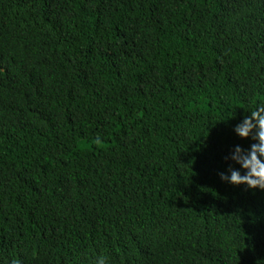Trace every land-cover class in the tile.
<instances>
[{"label": "trees", "instance_id": "16d2710c", "mask_svg": "<svg viewBox=\"0 0 264 264\" xmlns=\"http://www.w3.org/2000/svg\"><path fill=\"white\" fill-rule=\"evenodd\" d=\"M257 105L264 0H0V264H264Z\"/></svg>", "mask_w": 264, "mask_h": 264}, {"label": "clouds", "instance_id": "9594fccd", "mask_svg": "<svg viewBox=\"0 0 264 264\" xmlns=\"http://www.w3.org/2000/svg\"><path fill=\"white\" fill-rule=\"evenodd\" d=\"M244 112L246 114L233 126L232 131L249 144L247 147L235 144L229 150L224 159L231 163L218 176L222 182L233 186L244 185L249 190L264 191V105ZM97 264H104L103 259L98 260Z\"/></svg>", "mask_w": 264, "mask_h": 264}]
</instances>
